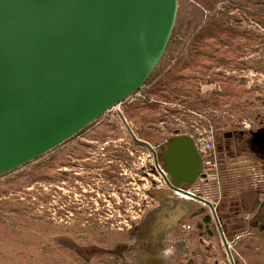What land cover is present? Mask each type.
<instances>
[{"label": "rangeland", "instance_id": "obj_1", "mask_svg": "<svg viewBox=\"0 0 264 264\" xmlns=\"http://www.w3.org/2000/svg\"><path fill=\"white\" fill-rule=\"evenodd\" d=\"M261 127L264 0H177L166 48L138 90L0 175V264H228L210 209L169 192L160 156L175 135L209 136L212 163L183 188L211 201L222 227L254 231L264 156L236 141ZM109 170L115 179L102 175ZM179 208L182 218L166 225ZM178 229L182 240L190 234L179 252ZM228 244L236 264H264L254 236ZM167 247L174 251L165 258Z\"/></svg>", "mask_w": 264, "mask_h": 264}, {"label": "water", "instance_id": "obj_2", "mask_svg": "<svg viewBox=\"0 0 264 264\" xmlns=\"http://www.w3.org/2000/svg\"><path fill=\"white\" fill-rule=\"evenodd\" d=\"M176 8L177 0H0V175L138 90L162 57ZM256 134L264 148V128ZM160 157L169 188L208 206L234 264L213 205L181 189L202 171L192 138L173 136Z\"/></svg>", "mask_w": 264, "mask_h": 264}, {"label": "flooded vegetation", "instance_id": "obj_3", "mask_svg": "<svg viewBox=\"0 0 264 264\" xmlns=\"http://www.w3.org/2000/svg\"><path fill=\"white\" fill-rule=\"evenodd\" d=\"M263 126V125H262ZM264 127H261V128H259L258 130H260V129H263ZM256 132L257 131H249V132H244V131H240L238 134H237V138H238V141H236V142H238V144H239V148H241V150H242V152H243V150H245L247 147H249L250 148V150L252 149V150H256L257 149V151H256V154H258V152H260L263 156H264V151L261 149L262 147H261V143H259V141H261V139H260V136H258L257 134H256ZM245 134H248L249 136H248V139L250 140V141H246L247 142V144L245 143V141H243V139H244V136H245ZM222 135V134H221ZM226 135V140L228 141L227 142V144L229 143V139H232V138H234V136H232V134L231 133H229L228 135L227 134H225ZM256 136V138H254ZM228 137H229V139H228ZM236 137V136H235ZM247 139V140H248ZM233 140V139H232ZM246 140V139H245ZM252 140H253V142L255 143V141L257 140L258 141V145L256 146L255 144L253 145L252 144ZM249 143V144H248ZM253 146V147H252ZM256 148V149H255ZM260 149V150H259ZM264 149V148H263ZM259 155V154H258ZM262 155H261V157H262ZM68 158H70L71 159V161H68V162H73V157H71V156H67ZM114 160H112V161H110V160H107V162L109 163V164H111L112 162H113ZM126 161V160H125ZM127 162V161H126ZM99 164H100V162H97L96 163V166H99ZM114 164L112 163V166H113ZM109 167H111V165L109 166ZM97 170H99V171H101L102 170V168H100V167H98L97 168ZM113 173H115V170H109V173L107 174L106 172H103L102 173V175L103 176H109V180H113V179H115V176L113 175V176H111V174H113ZM75 174H79V173H75ZM97 174V176L98 177H100V172H98V173H96ZM182 189H184V188H182ZM185 190V189H184ZM179 196H184L183 194H181V193H179V192H176ZM97 196H98V194H96ZM262 206H263V204H261L260 205V207H259V209H258V211H257V213L255 214V217L253 218V224H255V226H257L256 228H255V230L254 231H250V232H248V230H244V229H242L241 228V226L242 225H239V226H237L236 228H234L233 230H228V228H224V227H222L221 225H220V228H221V232H222V234H223V236H224V239H225V242L227 243V245H228V248H229V244H228V241H230L231 242V244L232 245H234V244H238V243H241L242 242V239H244V237H246V236H250V235H252V236H254L255 238H257V243H258V245H260V246H262V245H264V224H261L262 223V221L264 220V209L262 208ZM215 208V207H214ZM179 211H182V212H179ZM182 215H184V213H183V210L182 209H178V210H176V222L179 220V218L182 216ZM172 216V215H171ZM171 218V217H170ZM170 218H168V219H170ZM182 218V217H181ZM204 219H206L207 220V218H204ZM170 226V225H169ZM171 227V226H170ZM216 231H217V233H218V235H219V238H220V243L221 244H223V246H224V243H223V241H222V239H221V237H220V232H219V230L217 229V227H216ZM245 232V233H244ZM183 236H185V234H183L182 235V230H180V229H178V231H176V247H177V251L179 252L180 250H181V248L183 249V250H185L186 248H187V246H186V240L190 237V234H188L183 240H182V237ZM238 239H241L240 241H237ZM183 245V246H182ZM230 251V250H229ZM226 252V251H225ZM191 255V253H188V255L187 256H190ZM230 255H231V257H232V260H233V262H234V264H236L235 263V261H234V257H233V255H232V253L230 252ZM226 256H227V253H226ZM181 257H182V255H178L177 254V252H176V262H179V261H181L180 259H181ZM227 262H228V264H230L229 263V260H228V256H227Z\"/></svg>", "mask_w": 264, "mask_h": 264}, {"label": "built area", "instance_id": "obj_4", "mask_svg": "<svg viewBox=\"0 0 264 264\" xmlns=\"http://www.w3.org/2000/svg\"><path fill=\"white\" fill-rule=\"evenodd\" d=\"M194 142L195 148L200 155V158L202 160V167L206 165V163L210 164L211 162V152L213 153V147H212V139L209 136H206L205 138H193L190 136ZM208 155V158H207ZM188 191L190 194L195 195L193 192ZM178 195V194H177ZM196 196V195H195ZM204 199V198H203ZM206 200V199H205ZM211 203V201H209ZM212 204V203H211Z\"/></svg>", "mask_w": 264, "mask_h": 264}, {"label": "bare ground", "instance_id": "obj_5", "mask_svg": "<svg viewBox=\"0 0 264 264\" xmlns=\"http://www.w3.org/2000/svg\"><path fill=\"white\" fill-rule=\"evenodd\" d=\"M162 169V168H161ZM166 175V174H165ZM166 177H167V175H166ZM169 179V178H168ZM170 182H171V180H169ZM183 187H181V189H182ZM169 190V192H173V193H175V194H177L176 192H178V191H176L175 189H168ZM182 197H187V198H189L188 196H182ZM213 207H214V205H213ZM215 209V208H214ZM179 212H182V211H179ZM215 212H216V210H215ZM217 215V214H216ZM171 218L170 219H167V220H163V222H166V225H170L171 223H172V221H175L176 220V217H174V216H170Z\"/></svg>", "mask_w": 264, "mask_h": 264}, {"label": "clouds", "instance_id": "obj_6", "mask_svg": "<svg viewBox=\"0 0 264 264\" xmlns=\"http://www.w3.org/2000/svg\"><path fill=\"white\" fill-rule=\"evenodd\" d=\"M174 251L173 247H167L165 249L162 250L161 255L165 258H167L168 256H170Z\"/></svg>", "mask_w": 264, "mask_h": 264}, {"label": "trees", "instance_id": "obj_7", "mask_svg": "<svg viewBox=\"0 0 264 264\" xmlns=\"http://www.w3.org/2000/svg\"><path fill=\"white\" fill-rule=\"evenodd\" d=\"M207 220H208V218H207Z\"/></svg>", "mask_w": 264, "mask_h": 264}]
</instances>
